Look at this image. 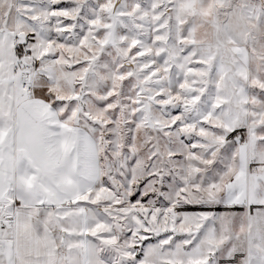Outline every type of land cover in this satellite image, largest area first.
<instances>
[{"label":"snow or ice","instance_id":"obj_1","mask_svg":"<svg viewBox=\"0 0 264 264\" xmlns=\"http://www.w3.org/2000/svg\"><path fill=\"white\" fill-rule=\"evenodd\" d=\"M0 264H264V0H0Z\"/></svg>","mask_w":264,"mask_h":264}]
</instances>
